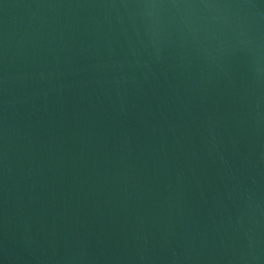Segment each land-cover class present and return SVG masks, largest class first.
<instances>
[{
  "label": "water",
  "instance_id": "1",
  "mask_svg": "<svg viewBox=\"0 0 264 264\" xmlns=\"http://www.w3.org/2000/svg\"><path fill=\"white\" fill-rule=\"evenodd\" d=\"M0 264H264V0H0Z\"/></svg>",
  "mask_w": 264,
  "mask_h": 264
}]
</instances>
